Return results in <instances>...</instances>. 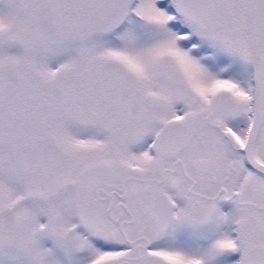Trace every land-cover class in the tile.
<instances>
[{
    "label": "snow or ice",
    "instance_id": "snow-or-ice-1",
    "mask_svg": "<svg viewBox=\"0 0 264 264\" xmlns=\"http://www.w3.org/2000/svg\"><path fill=\"white\" fill-rule=\"evenodd\" d=\"M0 264H264V0H0Z\"/></svg>",
    "mask_w": 264,
    "mask_h": 264
}]
</instances>
